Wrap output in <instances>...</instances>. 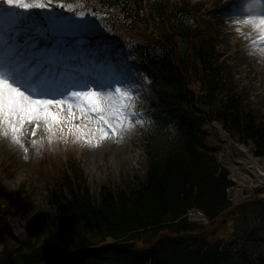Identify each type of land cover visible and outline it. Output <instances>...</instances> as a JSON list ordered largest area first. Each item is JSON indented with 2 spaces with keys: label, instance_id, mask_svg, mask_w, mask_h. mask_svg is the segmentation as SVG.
Wrapping results in <instances>:
<instances>
[{
  "label": "trees",
  "instance_id": "16d2710c",
  "mask_svg": "<svg viewBox=\"0 0 264 264\" xmlns=\"http://www.w3.org/2000/svg\"><path fill=\"white\" fill-rule=\"evenodd\" d=\"M90 1L106 12L128 9L134 3ZM148 2L162 34L143 55L149 76L165 94L150 105L162 138L150 143L144 182L129 185L116 196L103 188L99 201L92 203L81 175L71 169L72 175H66L59 186L68 197L61 190L50 193L52 210L47 217L37 224L26 220L21 234L13 238L6 220H0V264H41L52 253L102 241L150 244L160 233L171 237L160 238L146 251H113L106 246L77 258L75 264H252L248 247L264 246V220L257 214L255 220L241 223V241L233 245H206L184 234L188 227L172 224L192 207L210 218L228 203L225 189L231 183L224 172L218 174L214 159L202 147L204 116L221 122L241 140H251L257 156H264V127L256 126L243 113L239 99L227 93L221 69L210 62L213 48L206 41L199 12L172 2ZM189 17L196 21L194 26L188 25ZM201 91L205 95L198 97ZM256 209L264 217V207ZM257 264H264V255Z\"/></svg>",
  "mask_w": 264,
  "mask_h": 264
},
{
  "label": "rangeland",
  "instance_id": "374dc122",
  "mask_svg": "<svg viewBox=\"0 0 264 264\" xmlns=\"http://www.w3.org/2000/svg\"><path fill=\"white\" fill-rule=\"evenodd\" d=\"M67 1L71 0H63V2ZM179 1H182L188 7H195L198 9H203L208 2V0ZM57 2L58 0H50V7L47 9H30L28 12L18 10V14L25 19H31L35 16V12L38 11L41 16L39 20L47 23V19L49 17H57L60 12L69 11L67 9L61 10L62 8L56 7ZM212 2L213 0H211L210 10L206 12L205 30L209 42L214 47L215 64L218 65L223 72L227 92L230 95L239 97L243 104V110L252 115L253 121L257 126L261 125L264 127V64L257 63L255 65V59H253L254 56H251L250 52H244L242 46L243 44L240 42L243 35L240 34L237 38H234V34L230 29L232 26L229 27V24H227L222 27L218 24V20L212 14V11L216 8L217 4L212 6ZM215 3H217V1H215ZM69 12L72 13V16L63 17L66 24L76 28H81L83 31H101V27H99L95 22V19L99 16L96 15L97 11L90 8L86 11L78 10V7H76ZM80 13H83V15H80ZM142 27L146 31H149L152 39H155L158 35L155 25H153L151 21L143 23ZM223 35L226 36V40L228 42L224 49L221 48V45L225 43L223 41ZM228 48L229 52L227 53L226 50ZM255 57H257V55ZM125 58L134 64L133 59H129L128 56H125ZM245 61L247 63L250 62L249 66L246 65L247 63L244 64ZM141 71L142 67L138 66L137 72L134 74V78L138 80L142 79L140 75ZM233 79L238 83L236 84V88L232 84ZM124 82L126 84L125 79ZM126 85L130 87V85ZM138 86H140V84H138ZM161 95L162 91H160L154 83H148L147 85V83L144 82L141 85L140 91L135 93L136 98L134 100V110L137 113V117L133 127L128 132L122 134V137L120 138L108 140V142L104 143L99 148L94 143L88 144L85 142V150L76 148V152L74 154L80 161L83 174L86 176L85 179L87 182L88 195L92 203H96L98 201V192L103 187L112 188V193L116 195L118 191H125L128 183H130V185H136L137 182L144 180L147 171V159L145 157L146 155L144 153L143 143L139 136V130L145 125L141 107L143 108L145 104L149 103L151 100H156ZM137 120L140 121V123H137ZM70 125H78V123H76L75 120L65 121L62 126L56 127L52 133H49L45 126L44 136L34 143V148L37 149V152L32 150L33 159L27 164V167L15 165L11 162L7 163L6 161L1 163L0 209L9 206L10 201L15 199L16 189L18 187H23V191H25V194L28 197L29 207L31 208L30 211L24 214V219H22L20 212H15L13 216L7 219L10 220L9 224L13 229L14 235H18L21 232L20 225H22V221L20 220H25L29 217L32 220H36V217H38L39 214L44 213V218L48 216V209L45 200V187L46 184L52 180L55 172L61 168V163L65 158L68 148L62 147L61 142L63 138L66 137V133L68 132ZM69 134L78 135L75 128H72ZM49 139H52V142ZM56 139L58 141V148L54 143ZM25 144L28 146L27 143ZM205 145L209 148L213 145L209 141L207 134ZM243 145L247 144L243 143ZM252 150L254 152V149ZM86 151L94 152L86 153ZM9 152L10 150H8V153ZM211 153L214 154L213 156L216 159V152L212 151ZM224 156L225 162H220V168H224L230 177V170L232 168H237L239 172L243 170V166H238L236 164L234 155L226 153ZM13 161L19 162L17 160ZM27 161L28 160L25 158V161L21 160V164L26 166ZM52 184L53 183H50L49 185ZM244 191L247 194L248 191ZM258 195L263 196L264 194L261 193L257 194V196ZM21 198L24 199V195H22ZM8 201L9 203L6 206H3ZM198 221L199 220H191L187 218L186 223L192 226H201L208 238L214 236L213 233L208 234V231H210L209 227L214 229V224L204 226L203 223H199L201 221ZM216 221L217 224H219L220 221L222 222V219L215 220L214 223H216ZM225 227L226 229H224ZM229 231L231 232V225L226 222L223 229H219L218 234L215 233V235L217 238L227 237L229 236ZM166 235L167 234L165 233H161L157 236L156 240ZM136 246H139L140 248L146 247L140 243H137Z\"/></svg>",
  "mask_w": 264,
  "mask_h": 264
},
{
  "label": "snow or ice",
  "instance_id": "6c2138e0",
  "mask_svg": "<svg viewBox=\"0 0 264 264\" xmlns=\"http://www.w3.org/2000/svg\"><path fill=\"white\" fill-rule=\"evenodd\" d=\"M0 3L8 6L3 15L18 17L13 25L16 29L15 44L12 43V32L7 34V40L5 34L0 33V134L10 135L13 143H20L26 124L39 121H43L48 132L52 133L65 121L76 119L73 109H78L80 118L88 123L70 125L69 130L75 128L78 138L88 144L98 145L110 136L120 138L124 131L133 127L137 117L134 110L136 97L123 79L111 73L77 82L78 69L69 63L66 42L56 40L54 44L47 43L48 33L55 38L64 31V20L49 17L48 27L43 28L35 21L9 11L13 8L24 12L47 9L50 0H0ZM232 4L233 10H227L225 14L230 18L237 14L243 16L242 20L234 21L238 25L236 32L243 35L239 25H250L256 33L251 45H264V0L249 4L250 10L255 9L254 15L237 13L235 9L239 0H232ZM56 7L71 11L83 5H69L58 0ZM41 40H45L43 46ZM65 108L67 116L63 114ZM32 134L35 135L34 130Z\"/></svg>",
  "mask_w": 264,
  "mask_h": 264
},
{
  "label": "bare ground",
  "instance_id": "6f19581e",
  "mask_svg": "<svg viewBox=\"0 0 264 264\" xmlns=\"http://www.w3.org/2000/svg\"><path fill=\"white\" fill-rule=\"evenodd\" d=\"M231 3L230 1H227L226 4ZM224 0H217V6L216 9L212 11L213 16L218 20V24L222 27L226 26L230 23V20H227L224 14V8L226 6ZM249 35L246 34V37H243L244 42H249L251 40H254L256 37V33L252 30L251 26H248ZM223 43L221 45V48L224 49L227 45L226 36L223 35ZM254 49V48H253ZM261 49H264V45H258L256 49H254V54L258 55L260 52L264 54ZM227 54V53H226ZM247 62L245 61L244 64ZM254 63L256 61L254 60ZM250 62L246 65L249 66ZM233 86L236 88L237 81L233 79L232 81ZM240 85V84H239ZM42 123V121H41ZM29 129H33V126L30 125ZM206 134L208 135L209 141L214 146L219 144L218 148L220 151L217 152V155L220 159L221 163L225 162V156L224 154L230 153L235 156V162L238 166H243V170L240 172L237 168H232L230 170L231 177L236 183V188H234L231 192V196L234 200L238 199L244 190L248 191L250 195H257V194H264V158L263 159H257V157L254 155L252 146H239L237 144H234L231 142L230 138L221 130L219 125H207L205 129ZM24 142V141H23ZM10 143V142H9ZM211 146V148H215L214 146ZM238 147H235V146ZM28 159L29 156V148H26ZM18 151H20V148L18 147ZM23 155L25 153V150H22ZM228 170V169H227ZM229 172V173H230Z\"/></svg>",
  "mask_w": 264,
  "mask_h": 264
},
{
  "label": "water",
  "instance_id": "95a60500",
  "mask_svg": "<svg viewBox=\"0 0 264 264\" xmlns=\"http://www.w3.org/2000/svg\"><path fill=\"white\" fill-rule=\"evenodd\" d=\"M132 245L130 244V245H128V244H124V245H116V247H118V248H129V247H131Z\"/></svg>",
  "mask_w": 264,
  "mask_h": 264
}]
</instances>
